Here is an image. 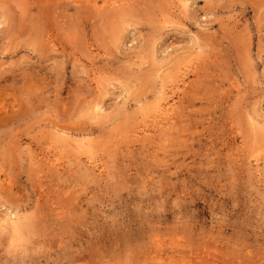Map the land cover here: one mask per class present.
<instances>
[{
	"label": "rangeland",
	"instance_id": "374dc122",
	"mask_svg": "<svg viewBox=\"0 0 264 264\" xmlns=\"http://www.w3.org/2000/svg\"><path fill=\"white\" fill-rule=\"evenodd\" d=\"M0 264H264V0H0Z\"/></svg>",
	"mask_w": 264,
	"mask_h": 264
},
{
	"label": "bare ground",
	"instance_id": "6f19581e",
	"mask_svg": "<svg viewBox=\"0 0 264 264\" xmlns=\"http://www.w3.org/2000/svg\"><path fill=\"white\" fill-rule=\"evenodd\" d=\"M107 2V1H106ZM111 4V3H110ZM96 8H99L98 6L96 7ZM93 9H95V8H93ZM102 9V8H101ZM100 9V10H101ZM105 10H109V9H105ZM190 58V57H189ZM179 65V64H178ZM175 82V81H174ZM167 101V100H166ZM166 103V102H165ZM101 106V105H100ZM157 106V105H156ZM103 111V110H102ZM144 121V120H143ZM256 121V120H255ZM257 122V121H256ZM150 123V122H149ZM152 126H153V124H152ZM148 128H150V127H148ZM169 129V128H168ZM167 129V130H168ZM261 129V128H260ZM145 131V130H144ZM69 139V138H68ZM138 139H139V137L137 138V141H138ZM66 140V139H65ZM147 141V140H146ZM71 166V165H70ZM83 166V165H82ZM76 168H78V167H76ZM86 168V167H85ZM255 168H258V167H255ZM87 171V170H86ZM90 172V171H89ZM92 172V171H91ZM88 173V172H87ZM16 217V216H15ZM11 219V218H10ZM13 219V218H12ZM15 219V218H14ZM19 219V218H18ZM2 220H4V219H2ZM7 220V219H6ZM9 220V219H8ZM11 221V220H10ZM14 221V220H13ZM15 222V221H14ZM19 223V222H18ZM17 224V223H16ZM9 225V224H8ZM16 226V225H15ZM19 226V225H18ZM21 226V225H20ZM19 229H21V228H19ZM92 261V260H91Z\"/></svg>",
	"mask_w": 264,
	"mask_h": 264
}]
</instances>
